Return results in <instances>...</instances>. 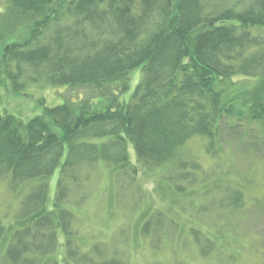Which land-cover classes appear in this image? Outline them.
<instances>
[{
  "label": "trees",
  "instance_id": "1",
  "mask_svg": "<svg viewBox=\"0 0 264 264\" xmlns=\"http://www.w3.org/2000/svg\"><path fill=\"white\" fill-rule=\"evenodd\" d=\"M0 54L15 92L91 91L29 120L0 111V183L17 202L0 216V264H123L78 237L98 178L137 199L146 177L172 210L205 215L191 218L204 259L264 204V0H0ZM196 138L208 164L180 156Z\"/></svg>",
  "mask_w": 264,
  "mask_h": 264
},
{
  "label": "rangeland",
  "instance_id": "2",
  "mask_svg": "<svg viewBox=\"0 0 264 264\" xmlns=\"http://www.w3.org/2000/svg\"><path fill=\"white\" fill-rule=\"evenodd\" d=\"M141 74V70L134 73L130 90L120 97L122 101L129 102L141 79ZM0 82L3 85L0 111L24 120L41 114L45 107L62 105L65 101L77 99V97H83L85 100L91 94L89 89H79L78 93L76 90L73 93L67 87L35 84L28 85L26 89L18 93L14 91L11 82L2 74L1 67ZM205 145V139L196 138L182 148L180 156L197 159L208 164V161L203 157ZM227 155L228 164L234 162L238 167H241V157L236 158L229 151ZM261 166L264 169V164ZM261 172L264 173V171ZM59 173L60 170H57L50 181L51 203L56 195ZM140 182L142 184L140 185L141 193L137 199L121 197V194L118 197L115 196L108 183L102 178L96 179L94 186L89 190L87 188L90 195L79 214L82 227L80 236H78L87 248L91 247L92 243L99 242L106 246L107 258L116 257L123 264H264V204L259 209L251 207L248 212L238 215L236 219L238 230L233 236H224L223 241L219 237L218 249L213 251L209 259H204L200 254L199 244L191 233L193 227L198 228L201 225V223L197 225L191 219H199L196 213L197 209L189 208L193 211L182 216L181 212L172 210L168 198L164 203L158 196L153 195L155 188L153 181L144 177ZM232 184L244 189V183L234 182ZM248 195L253 197L259 194L253 192ZM116 198H118L117 204L114 203ZM137 201H139L138 204ZM180 201L181 199H179ZM190 202L189 199H182L179 205L188 208ZM111 203L115 208H111ZM16 204V197L8 192L5 183H0V216L13 213ZM142 214L144 231L138 237L134 226L139 215ZM157 214L163 215L160 225L162 229L159 230V234L154 232L153 216ZM203 216L199 221L202 220L206 223L207 219Z\"/></svg>",
  "mask_w": 264,
  "mask_h": 264
}]
</instances>
